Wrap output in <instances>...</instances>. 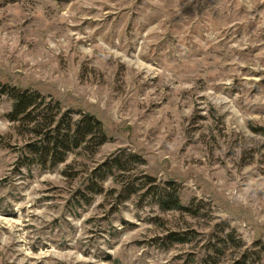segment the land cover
<instances>
[{
	"label": "rangeland",
	"instance_id": "1",
	"mask_svg": "<svg viewBox=\"0 0 264 264\" xmlns=\"http://www.w3.org/2000/svg\"><path fill=\"white\" fill-rule=\"evenodd\" d=\"M86 114L103 144L31 160ZM0 264H264V0H0Z\"/></svg>",
	"mask_w": 264,
	"mask_h": 264
},
{
	"label": "trees",
	"instance_id": "2",
	"mask_svg": "<svg viewBox=\"0 0 264 264\" xmlns=\"http://www.w3.org/2000/svg\"><path fill=\"white\" fill-rule=\"evenodd\" d=\"M9 92V94L13 98V103L9 114L10 120L15 121L21 118L24 120L27 119L30 122L35 121L33 128H37L40 126V122L37 117L42 115L40 119H44L43 117H45L46 114L50 115V113L48 112L50 108L49 106H47L44 109H40L41 113H38L39 115H37L36 117H31V114L35 110H37V105H39V103H37L38 99L40 98V95L38 93L19 91L15 89H11L9 90ZM54 118L55 117L53 115L50 117V120L47 123L46 127L53 124ZM95 135L98 139L96 143L97 145H101L106 141V134L104 132L102 123L94 116L86 114L75 120H73L72 118H68L67 124L63 127H61V125H58L53 129L49 128L46 131H43L41 129L40 131H38L36 133V136L39 138V144H37L36 142L35 144L30 145L28 153L31 160H37V162H39L40 164H46L47 162H49V165L54 166L57 163L64 161V158L68 151L81 146L86 137H94ZM118 163H120V160L114 159L111 165L120 167L119 165H116ZM95 171L93 172V177H95ZM98 172H103V174L105 175L107 171H101V169L99 168ZM104 175H102L100 178H97L96 182L94 180H91L92 184L89 185V187L92 188L91 192L99 193L102 191L100 183L103 180ZM161 197V200H159V206L162 209L171 210L183 208L180 204L175 189L171 192L165 190Z\"/></svg>",
	"mask_w": 264,
	"mask_h": 264
}]
</instances>
